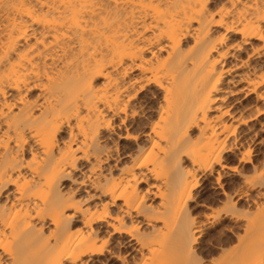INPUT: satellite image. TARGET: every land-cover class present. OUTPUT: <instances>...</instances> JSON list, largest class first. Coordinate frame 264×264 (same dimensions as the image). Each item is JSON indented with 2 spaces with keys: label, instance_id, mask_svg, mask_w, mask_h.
<instances>
[{
  "label": "bare ground",
  "instance_id": "1",
  "mask_svg": "<svg viewBox=\"0 0 264 264\" xmlns=\"http://www.w3.org/2000/svg\"><path fill=\"white\" fill-rule=\"evenodd\" d=\"M262 37L264 0H0V264H264ZM205 181L244 221L209 259Z\"/></svg>",
  "mask_w": 264,
  "mask_h": 264
},
{
  "label": "rangeland",
  "instance_id": "2",
  "mask_svg": "<svg viewBox=\"0 0 264 264\" xmlns=\"http://www.w3.org/2000/svg\"><path fill=\"white\" fill-rule=\"evenodd\" d=\"M151 102V103H150ZM148 105H155V103L152 101V100H150L149 101V103H148ZM141 118L143 119V120H145L146 118H148V115H146V117H145V119H144V116H141ZM264 138V133L263 134H261V136H260V138ZM260 138L258 139V140H260ZM119 144H121L122 145V143L121 142H119ZM253 147H255L254 148V151H253V157L256 159H258L259 161H263L264 160V142H262V143H258V141L253 145ZM231 157H230V159H229V161H228V164L231 166V168L233 169V167L232 166H234L235 167V165H238V158H233V156L232 155H230ZM262 159V160H261ZM186 164H189L188 162H186ZM243 165H245V164H243ZM246 165H248V166H250V164H246ZM232 169H228L227 170V172H226V176H224V178H223V182H224V184H225V186L227 187V188H229V187H235L236 185H237V182H240L241 181V178H240V176H239V174H237V172L236 171H234V169L232 170ZM257 174H258V172H257ZM240 175H242V174H240ZM236 184V185H235ZM206 187H205V189H202L201 190V187L199 188V197H200V199H202L203 201H206V203H207V205H208V207H204V210L202 209V212H200V210H199V208H197V210H195V213H196V215L198 214L200 217H201V219L204 221H207V219L209 218L208 216H210L213 212H215L216 210H219L220 208H222L223 206V204L222 203H224L223 202V200L225 199L224 197H223V195H221V194H215V192H214V189L213 188H211V185H210V181H205V184H204ZM203 185V186H204ZM260 188V187H259ZM263 189V191H264V187H261L260 189H257V190H262ZM201 190V191H200ZM257 190L255 191L256 193H257ZM254 192V193H255ZM208 198V199H207ZM205 199V200H204ZM263 199V198H262ZM262 199H261V202H262ZM220 201V202H219ZM263 201H264V199H263ZM222 202V203H221ZM262 203H264V202H262ZM220 204V205H219ZM216 208V210H215V208ZM213 212H212V211ZM197 211H198V213H197ZM208 218H207V217ZM244 221L242 220V221H240L239 223L237 222H234L233 220H231L230 218H224V219H222L221 221H218V223L216 222L215 224H219L220 225V227L219 228H217L216 229V233H214L213 234V236L215 237V239H213L212 237H209L207 240H205L204 239V237H203V235L199 238V242H198V244H197V248H198V250H199V252L201 253V255L203 256V254H204V257H206V258H212V256L214 255V257H217V255L219 254V251L221 250V249H219V248H215L214 246H217L215 243L216 242H220V240H228V239H230V237L231 238H233L232 237V235H231V233H230V229L231 228H235V226L237 227L238 225L237 224H241V223H243ZM217 238V239H216ZM200 241H203L202 243L200 242ZM214 241V242H213ZM213 242V243H212ZM214 245V246H213ZM219 247V246H218ZM225 247V246H224ZM208 250V251H207ZM212 252V253H211ZM208 254V255H207ZM208 258V259H209ZM108 264H120L118 261H116V260H110L109 262H107ZM106 263V264H107ZM102 264H105V262L103 263L102 262Z\"/></svg>",
  "mask_w": 264,
  "mask_h": 264
},
{
  "label": "snow or ice",
  "instance_id": "3",
  "mask_svg": "<svg viewBox=\"0 0 264 264\" xmlns=\"http://www.w3.org/2000/svg\"><path fill=\"white\" fill-rule=\"evenodd\" d=\"M262 39H264V37H262ZM224 171H227V165H224ZM221 179H223V177H221ZM219 227H220L219 224H214V217L210 216L205 222V228L201 229L200 232L203 235L205 240H207L209 237H212L213 239H215L213 234L216 233V229ZM198 239L199 237L195 235L191 236L189 239V244L190 245L196 244ZM200 242L202 243L203 241H200Z\"/></svg>",
  "mask_w": 264,
  "mask_h": 264
}]
</instances>
